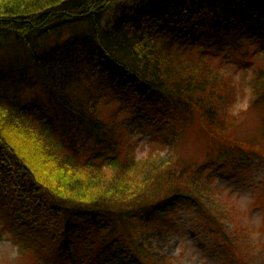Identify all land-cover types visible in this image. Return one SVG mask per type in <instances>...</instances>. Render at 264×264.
I'll return each instance as SVG.
<instances>
[{"label":"trees","instance_id":"1","mask_svg":"<svg viewBox=\"0 0 264 264\" xmlns=\"http://www.w3.org/2000/svg\"><path fill=\"white\" fill-rule=\"evenodd\" d=\"M125 1L0 0V52H20L0 64V232L24 229L18 244L39 263L173 264L139 239L180 200L239 241L226 209L205 204L217 190L206 166L182 158L196 122L217 145L207 160L264 165V134H233L239 91L264 112V0H159L133 17ZM113 8L123 15L106 29ZM191 22L195 40L177 30ZM137 106L178 131L171 158L138 157L125 127Z\"/></svg>","mask_w":264,"mask_h":264},{"label":"rangeland","instance_id":"2","mask_svg":"<svg viewBox=\"0 0 264 264\" xmlns=\"http://www.w3.org/2000/svg\"><path fill=\"white\" fill-rule=\"evenodd\" d=\"M158 1L126 0L124 14L133 17L137 8L142 6L152 15V6ZM123 11H116L115 8L108 11L103 21L104 28H112L115 21L122 17ZM149 23L150 16L145 19V24L149 25ZM163 26L160 24L158 28L162 29ZM195 29L194 22L179 25L177 28L180 36L192 40L197 39L198 36ZM55 38L56 35L46 37L43 42L54 41ZM260 46L264 48V40ZM18 53L14 50L0 52V64H5L8 58L18 60ZM238 74L240 82L250 77L249 71H240ZM243 84L245 85L246 82ZM243 94L241 98L239 91L236 106L241 118L233 134L263 135L264 112L250 111L248 91ZM31 95L33 92L29 94ZM143 117L141 106H137L125 119V127L128 134L133 137L138 157L144 158L152 151L161 153L164 158H171L170 148L178 138V131L173 126L163 130L162 125L153 120L147 121ZM195 124L183 141L185 156L182 158L188 156L195 164L206 166L217 190L213 191V196L204 194L205 204L216 211L226 209L230 217L226 222V228L234 233L239 241L233 246L225 242L214 228L200 217L195 207L180 200L165 221L160 226L148 229L139 242L145 244L155 258L162 259L167 256L173 259V264H264V165L252 160L250 166L245 165L235 170L232 166L207 160L208 154L217 155V145L215 142L211 144L210 137L200 130L198 122ZM205 185L203 183L202 186ZM23 220L26 223L24 217ZM24 232V229L18 226H15V229L2 228L0 264H44L39 263L38 258L33 259L23 254L17 236ZM117 254L118 252H113V255ZM85 264H118V262L106 256L100 263L91 261Z\"/></svg>","mask_w":264,"mask_h":264}]
</instances>
